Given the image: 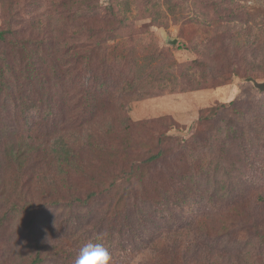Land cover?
I'll use <instances>...</instances> for the list:
<instances>
[{"label":"trees","instance_id":"1","mask_svg":"<svg viewBox=\"0 0 264 264\" xmlns=\"http://www.w3.org/2000/svg\"><path fill=\"white\" fill-rule=\"evenodd\" d=\"M9 1L0 0V4L7 7ZM66 1L68 15L84 16L86 31L91 34L88 38L96 37L99 32L94 31L93 22L97 21L99 0ZM165 4L171 11L178 7L176 0H165ZM111 15L118 16L114 11ZM239 15L238 11L230 13L233 18ZM61 20L59 16L57 22ZM126 21L123 18L121 27ZM260 25L264 26V20ZM221 29L226 31L227 26ZM74 32L79 34L80 30ZM7 34L11 32L0 31V46L9 43ZM262 44L257 47L255 42L235 38L232 46L237 52L260 50L263 55ZM225 45L222 54L211 61L222 82L229 81ZM19 46L27 51L24 41ZM129 57L122 59L126 62ZM262 62L251 68L264 73V56ZM131 64L139 67L136 58ZM249 71L244 75L233 71L232 78L252 82L264 93V83H257ZM0 77V207H4L0 221L14 214L30 216L24 231L35 250V255L27 257L21 254L27 242L15 243L7 251L8 264H51L54 258L75 264L80 249L96 242L98 236L111 252L113 264H124L143 248L153 252V264H264V253L254 255L252 249L257 243L264 245V101L253 103V107L232 101L202 110L193 140L184 142L181 149L176 146L177 152L172 153L173 136L164 131L154 138L156 128H176L171 118L154 123L121 116L108 125L106 119L98 118L104 126H88L84 140L81 127L69 131L55 126L62 121L55 105H44L31 96L13 101L1 70ZM140 79L129 81V91L143 87ZM190 86L192 90L203 89L200 84ZM17 107L20 118H13L10 113ZM40 109L46 111L40 121L51 122L54 129L32 121ZM229 109L233 118L228 116ZM246 109L247 113L240 112ZM208 112L213 115L208 116ZM118 126L124 131L120 146L110 149L96 141L97 131L110 135ZM137 147L147 150L143 160L132 159ZM83 152L107 157L106 169L111 168L113 175L122 172L124 179L120 183L115 179L118 176L110 183L100 180V190L108 185L106 193L91 192L84 199L73 195L65 202V193L73 194V178L88 173ZM94 205L107 208L94 214ZM51 210L60 214L53 225L46 224L54 228V236H44L41 226L45 213Z\"/></svg>","mask_w":264,"mask_h":264},{"label":"rangeland","instance_id":"2","mask_svg":"<svg viewBox=\"0 0 264 264\" xmlns=\"http://www.w3.org/2000/svg\"><path fill=\"white\" fill-rule=\"evenodd\" d=\"M53 1L59 3L10 0L7 7L0 4V31L11 32L7 34L9 43L0 46V70L10 84L13 101L31 96L44 105L48 102L55 105L62 118L56 127L61 125L60 128L67 127L69 131L81 127L85 140L87 127L98 125V118L106 119L107 125L121 116L133 122L154 123L163 117L171 118L176 128H156L154 138L160 132L173 136L175 143L171 142L169 148L176 153V146L181 149L184 142L193 140L202 110L216 109L232 101L251 107L255 102L264 101V93L259 92L254 83L232 78L233 71L244 75L251 69L249 74L257 83H264V73L251 68L253 64L263 63L264 54L260 50L237 52L232 46L235 38L255 42L257 47L264 42L261 31L264 26L260 25L264 20V0H176L175 11L169 9L165 0H99L97 21L93 22L94 31L99 33L91 38H88L91 34L86 31L84 16L68 15L66 0ZM112 11L118 16L112 18ZM233 11L240 15L233 18L230 16ZM244 14L250 15L248 23ZM59 16L61 23L57 22ZM123 18L127 20L124 28L120 25ZM221 26H227L226 31ZM74 29L80 33H75ZM168 39H177V45L168 44ZM23 41L27 51L19 46ZM224 45L228 82H222L211 63L216 55L222 54ZM255 54L257 56H253ZM125 55H130L126 62L122 59ZM135 58L140 69L131 64ZM138 78L143 87L129 91V81ZM204 78L207 82H202ZM193 79L200 82H190ZM190 84H200L203 89L192 90ZM2 86L0 77V88ZM248 110L240 112L244 114ZM45 112L43 109L40 114H34L32 121L37 126L54 129L51 122L40 121ZM227 113L230 116L232 110ZM10 115L20 118L18 107ZM207 115L212 116L213 112ZM123 138L124 131L119 126L110 135L103 130L95 134L96 141L110 149L120 146ZM145 140L148 142L149 138ZM83 155L88 173L73 178V194L65 193V202L73 195L84 199L91 192L102 194L108 185L100 190L101 181L110 183L116 176L118 183L124 179L122 172L113 175L111 168L106 169L107 157L90 152ZM136 157L143 160L147 150L137 147L132 159ZM126 194L130 195V191ZM102 207L107 208L94 205L91 213H99ZM3 210L4 207H0V219ZM52 211L45 213L41 226L44 236L47 233L54 236V228L46 224L53 225L60 213ZM73 214L77 217L75 211ZM29 218L14 214L7 221H0V264H8L7 251L15 243L22 245L26 241L21 254L35 255L34 246L24 231ZM252 249H255L254 255L264 253V245L260 247L258 243ZM152 253L143 248L124 264H153ZM51 260V264H65L58 258Z\"/></svg>","mask_w":264,"mask_h":264},{"label":"clouds","instance_id":"3","mask_svg":"<svg viewBox=\"0 0 264 264\" xmlns=\"http://www.w3.org/2000/svg\"><path fill=\"white\" fill-rule=\"evenodd\" d=\"M102 236L96 242L90 241L81 249L75 259V264H113L112 254L102 242Z\"/></svg>","mask_w":264,"mask_h":264},{"label":"water","instance_id":"4","mask_svg":"<svg viewBox=\"0 0 264 264\" xmlns=\"http://www.w3.org/2000/svg\"><path fill=\"white\" fill-rule=\"evenodd\" d=\"M167 43L170 45H177L178 41H177V39H168Z\"/></svg>","mask_w":264,"mask_h":264}]
</instances>
